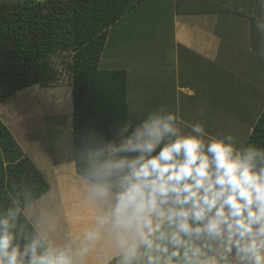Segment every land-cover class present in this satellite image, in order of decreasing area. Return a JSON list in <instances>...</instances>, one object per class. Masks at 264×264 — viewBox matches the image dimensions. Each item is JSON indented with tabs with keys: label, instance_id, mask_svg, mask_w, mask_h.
Instances as JSON below:
<instances>
[{
	"label": "clouds",
	"instance_id": "9594fccd",
	"mask_svg": "<svg viewBox=\"0 0 264 264\" xmlns=\"http://www.w3.org/2000/svg\"><path fill=\"white\" fill-rule=\"evenodd\" d=\"M256 29L264 36V16ZM137 111L112 138L66 136L71 199L11 184L0 264H264V148L214 137L167 106Z\"/></svg>",
	"mask_w": 264,
	"mask_h": 264
},
{
	"label": "crops",
	"instance_id": "0c3cea01",
	"mask_svg": "<svg viewBox=\"0 0 264 264\" xmlns=\"http://www.w3.org/2000/svg\"><path fill=\"white\" fill-rule=\"evenodd\" d=\"M128 15L154 43L146 52L147 63L134 66L130 73L139 72L138 78L125 70L128 87L129 80L133 82L128 88V110L135 105L143 118L156 107L167 106L188 123H202L214 137L222 136L221 129L232 124H243L248 127L244 140L233 130L227 134L244 144L253 126L242 118V111L257 110L264 95V56L260 55L264 36L256 29L264 8L259 0H146ZM144 74L148 80L142 78ZM117 126L112 127L111 138ZM60 172L66 173L70 185V167ZM64 191H70L71 199L74 188ZM88 222L90 217L71 227L79 230ZM89 264L98 262L90 259Z\"/></svg>",
	"mask_w": 264,
	"mask_h": 264
},
{
	"label": "trees",
	"instance_id": "16d2710c",
	"mask_svg": "<svg viewBox=\"0 0 264 264\" xmlns=\"http://www.w3.org/2000/svg\"><path fill=\"white\" fill-rule=\"evenodd\" d=\"M146 0H24L0 3V104L32 86H70L72 143L87 130L111 138L128 116L125 70H99L110 28ZM264 148V108L244 145ZM25 180L50 186L0 121V203Z\"/></svg>",
	"mask_w": 264,
	"mask_h": 264
},
{
	"label": "rangeland",
	"instance_id": "374dc122",
	"mask_svg": "<svg viewBox=\"0 0 264 264\" xmlns=\"http://www.w3.org/2000/svg\"><path fill=\"white\" fill-rule=\"evenodd\" d=\"M23 1L0 0V3ZM148 17H150L149 14H147ZM140 26L141 24H137V21L130 15H126L110 28L109 39L100 59L99 70L124 69L127 70L129 76L134 75L138 78L139 72L130 73L133 72L134 66L147 63L146 52L154 45L153 37L146 32H140ZM148 77V74L147 76L144 74L142 78L148 80ZM132 86L133 82L129 80L128 88L131 90ZM263 107L264 95L259 101L258 109L243 110L242 118L247 119V122L252 123L251 126H253ZM230 118L235 120L233 117ZM230 118L228 121L231 120ZM0 121L49 184L50 189L44 196L57 193L63 195L64 189L72 187L71 183L68 184L69 177L66 173L60 172L68 166L59 165L66 136L70 135L72 142V135L69 134V130L72 131L70 86L60 85L50 88L32 86L21 90L0 104ZM230 130H233V134L242 140L248 133L247 126L242 124L233 127L232 124V126L221 129L224 132L221 135L227 134Z\"/></svg>",
	"mask_w": 264,
	"mask_h": 264
}]
</instances>
